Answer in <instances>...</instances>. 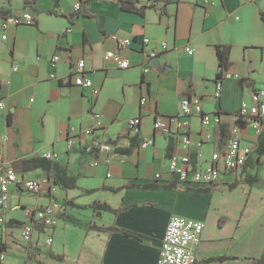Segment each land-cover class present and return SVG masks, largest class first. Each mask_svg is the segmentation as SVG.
<instances>
[{
    "label": "crops",
    "instance_id": "crops-1",
    "mask_svg": "<svg viewBox=\"0 0 264 264\" xmlns=\"http://www.w3.org/2000/svg\"><path fill=\"white\" fill-rule=\"evenodd\" d=\"M76 3L90 16H71ZM154 3L132 10L119 0H0V20L25 11L34 18L33 25L9 26L7 40L0 41L5 102L0 162L13 166L17 176L43 182L38 193L12 187L7 207H0L4 264L15 263L8 257L13 250L26 255L22 264H156L173 214L204 223L194 264H264V155L256 152L264 129L256 135L238 116L241 102L251 103L258 90L264 91V0ZM126 38L131 45L120 51L118 42ZM144 38L153 45H144ZM228 46L232 77L222 80L215 99L216 48ZM151 47L158 53L149 60L145 53ZM109 51L126 57L129 68L105 60ZM80 60L99 89L92 103L88 93L69 83ZM143 96L147 102L141 105ZM184 98L198 99L206 114L220 119L204 127L192 118L187 149L168 123ZM93 112L101 115L104 141L127 134L128 121L138 118L133 149L95 156L86 151L90 139L83 131L92 125ZM156 121L161 129H154ZM233 125L239 127L241 146L251 150L244 167L225 173L215 185L177 183L167 168L170 156L188 155L193 168L203 167L214 152L227 148ZM144 139L153 143L139 149ZM46 153L58 155L53 162L76 178V188L62 191L52 170L22 164L44 163ZM94 159L98 165L91 164ZM149 184L157 187H143ZM50 203L59 205L56 225L36 224L31 241L24 243L20 229L31 221L30 213ZM96 204L109 209H93ZM47 235L53 239L49 246Z\"/></svg>",
    "mask_w": 264,
    "mask_h": 264
},
{
    "label": "built area",
    "instance_id": "built-area-1",
    "mask_svg": "<svg viewBox=\"0 0 264 264\" xmlns=\"http://www.w3.org/2000/svg\"><path fill=\"white\" fill-rule=\"evenodd\" d=\"M138 4H151L153 0H131ZM249 2L252 0H243ZM206 2V1H205ZM80 4L73 5V11H78ZM34 18L30 12H21L11 17L0 20V41H6V29L9 26L19 25H33ZM143 44L148 46L153 45V41L149 38L143 39ZM131 45V40L121 39L118 42V49L121 51ZM161 50H166L164 44L160 45ZM188 54H192V50L185 49ZM158 50L151 47L145 53V57L152 60L156 57ZM105 60H113L120 69H127L130 66L129 60L120 52L114 53L109 51L105 54ZM52 63L59 61V57L53 56ZM13 71H18L17 67H13ZM148 72V67L143 68V73ZM236 77V75H234ZM232 75L227 71L223 73L221 79L216 80L214 84L213 96L219 99L222 90V80L224 78H231ZM69 83L78 87L81 91L88 93L91 103L98 97L99 89L94 87L92 80L85 73V62L80 60L76 63ZM147 97L143 96L140 100L141 105L146 104ZM180 113L169 119V126L173 127L177 137L183 148H188L191 144L189 138L190 121L192 118H199L202 126L210 127L217 125L220 122L218 116L206 114L198 99L184 98L180 103ZM5 110V102L0 99V119ZM239 118L245 120L249 127H251L256 135H259L264 129V91L258 90L252 98V102H241L238 109ZM92 125L83 131V135L89 137V142L85 146V150L94 156L99 153L114 154L120 147L126 149H133L132 139L136 136L137 128L139 127V119L133 118L128 121L127 134L118 137L113 141H104L99 137L103 122L99 113H92ZM154 129H161L162 124L156 121L153 125ZM152 139L141 140L138 148L145 149L152 145ZM71 145V141L68 142ZM201 143H197L200 147ZM251 150L241 146L239 127L233 125L229 129V141L227 148L222 152H214L211 156L210 163L205 166H198L193 168L190 163L188 155L177 156L171 155L168 160V171L176 178V182L184 185L192 186H209L217 184L223 175L228 172L241 170ZM43 158L50 161L58 160V155L55 153H46ZM98 160L94 159L91 164L98 165ZM156 175L155 178H159ZM12 187L26 190L29 193H38L42 190L43 182L35 179H24L17 176L13 166L0 162V207L5 209L8 204V195ZM59 205L57 203H50L49 205L34 209L30 213L31 221L24 224L20 229V238L24 243H29L32 235L35 232L36 224L44 229L53 228L57 222V212ZM204 229V223L191 218L182 217L176 214L170 216L167 226L165 228L162 245L159 251V256L156 264H194L195 248L197 247L201 234ZM52 237L46 236V245H51ZM4 254L0 253V264H4Z\"/></svg>",
    "mask_w": 264,
    "mask_h": 264
},
{
    "label": "trees",
    "instance_id": "trees-1",
    "mask_svg": "<svg viewBox=\"0 0 264 264\" xmlns=\"http://www.w3.org/2000/svg\"><path fill=\"white\" fill-rule=\"evenodd\" d=\"M171 0H153V2H163L164 4H167L168 2H170ZM119 3L121 4L122 7L127 8V9H132V10H137L136 9V2L131 1V0H119ZM154 3V4H155ZM153 5V4H152ZM144 9V7H140V10L142 11ZM71 16H81V17H88L90 16L89 12L86 10V7L84 6V4H80V9L78 11H76L75 14H72ZM229 50L230 47H217L216 48V54H217V60H218V67H219V71L216 75V79H220L223 75L224 72L227 71L228 69V60H229ZM241 82V81H239ZM262 138H264V132L261 134L260 138H259V144L257 147V154L260 157L261 155H264V149L261 146V142H262ZM136 141V137H134L132 139V142ZM45 160V162H40L39 159H32L31 161H23L22 164L23 165H31L32 167H40L43 170L49 172V171H53V182L54 184L62 191L65 190H71L76 188V178L74 177H69L67 176L64 168L60 167L57 165V163L50 161V160ZM166 187H172L171 184L165 185ZM143 187H148V188H156L157 185L156 184H149V185H144ZM113 192H117L116 190H114ZM90 193V192H88ZM71 206L74 208H85L84 206H80L77 205L73 202H70ZM93 209H97V208H104V209H109L108 206L104 205V204H96L95 206H92ZM110 229V228H108ZM6 251V246L4 245V243L2 241H0V253L5 252ZM218 260L223 261L224 258H218Z\"/></svg>",
    "mask_w": 264,
    "mask_h": 264
},
{
    "label": "rangeland",
    "instance_id": "rangeland-1",
    "mask_svg": "<svg viewBox=\"0 0 264 264\" xmlns=\"http://www.w3.org/2000/svg\"><path fill=\"white\" fill-rule=\"evenodd\" d=\"M60 240L62 242L61 236H60ZM8 257L10 258L11 261L15 262L14 264H22L26 261V255L22 252H17V250H13L11 253H9ZM57 264H61V263L57 261Z\"/></svg>",
    "mask_w": 264,
    "mask_h": 264
}]
</instances>
